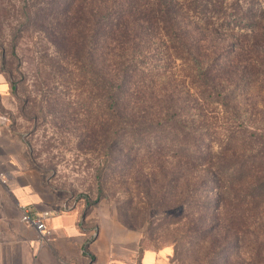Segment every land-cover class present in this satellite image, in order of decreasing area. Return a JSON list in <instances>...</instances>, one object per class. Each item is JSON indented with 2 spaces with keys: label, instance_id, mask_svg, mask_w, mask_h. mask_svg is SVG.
<instances>
[{
  "label": "trees",
  "instance_id": "1",
  "mask_svg": "<svg viewBox=\"0 0 264 264\" xmlns=\"http://www.w3.org/2000/svg\"><path fill=\"white\" fill-rule=\"evenodd\" d=\"M217 8L212 0H48L43 22L72 58L70 82L86 86L74 100L97 101L103 148L133 162L144 154L140 162L165 179L203 187L206 207L234 205L262 243L251 264H264V99L242 105L257 90L264 96V9L217 25ZM56 71L64 76L61 65Z\"/></svg>",
  "mask_w": 264,
  "mask_h": 264
},
{
  "label": "rangeland",
  "instance_id": "2",
  "mask_svg": "<svg viewBox=\"0 0 264 264\" xmlns=\"http://www.w3.org/2000/svg\"><path fill=\"white\" fill-rule=\"evenodd\" d=\"M212 1L219 8L210 20L217 25L251 8L264 9V0ZM46 2L0 0L3 68L16 85L3 114L9 130L23 142L29 163L68 207L112 210L121 223L123 218L132 225L123 223L127 229L141 235L143 248L162 251L169 264H251L262 243L244 230L246 219L238 208L206 207L203 187L187 189L177 179H165L160 169L140 162L144 154L133 162L134 154L119 157L103 148L97 101L85 105L74 100L75 95L87 96L86 86L75 88L70 82L75 67L70 55L59 54L51 20L43 22ZM57 65L64 76L55 72ZM261 93L245 97L242 105H262ZM136 245L138 254L139 239ZM127 256L132 260L131 251ZM161 259L156 264H163ZM71 264L94 263L80 254Z\"/></svg>",
  "mask_w": 264,
  "mask_h": 264
},
{
  "label": "crops",
  "instance_id": "3",
  "mask_svg": "<svg viewBox=\"0 0 264 264\" xmlns=\"http://www.w3.org/2000/svg\"><path fill=\"white\" fill-rule=\"evenodd\" d=\"M3 58L0 50V264H71L85 250L94 264H156L162 251L143 248L141 235L127 229L116 213L102 206L88 213L78 205L68 207L29 163L23 142L9 130L3 114L13 96ZM28 207L45 219L52 230L50 238L41 239L22 220ZM161 262L169 264L167 259Z\"/></svg>",
  "mask_w": 264,
  "mask_h": 264
},
{
  "label": "built area",
  "instance_id": "4",
  "mask_svg": "<svg viewBox=\"0 0 264 264\" xmlns=\"http://www.w3.org/2000/svg\"><path fill=\"white\" fill-rule=\"evenodd\" d=\"M22 220L34 227L39 232L41 239L46 240L52 236V230L45 222V219L41 215L34 213L31 208L28 207L24 210Z\"/></svg>",
  "mask_w": 264,
  "mask_h": 264
}]
</instances>
